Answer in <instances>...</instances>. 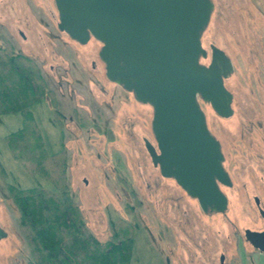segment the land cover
Here are the masks:
<instances>
[{
	"label": "rangeland",
	"instance_id": "rangeland-1",
	"mask_svg": "<svg viewBox=\"0 0 264 264\" xmlns=\"http://www.w3.org/2000/svg\"><path fill=\"white\" fill-rule=\"evenodd\" d=\"M212 2L201 41L208 53L214 44L232 61L224 83L233 114L220 117L199 102L232 181L221 185L224 213L203 212L153 166L144 145V138L155 145L152 108L107 79L98 40L80 44L60 31L54 0H0V45L31 58L53 91L31 107L45 149L64 152L69 194L92 235L106 241L118 218L133 225L130 264H220L221 255L222 264H264V253L244 238L245 229L264 227L255 203L264 210V0ZM21 126V113L0 115V226L7 232L0 264L30 259L8 184L52 188L9 152L5 137Z\"/></svg>",
	"mask_w": 264,
	"mask_h": 264
},
{
	"label": "water",
	"instance_id": "water-1",
	"mask_svg": "<svg viewBox=\"0 0 264 264\" xmlns=\"http://www.w3.org/2000/svg\"><path fill=\"white\" fill-rule=\"evenodd\" d=\"M57 28L85 44L101 43L105 76L152 108L155 145L144 138L153 166L172 178L205 213H224L228 197L221 185L232 181L220 141L207 125L199 100L220 117L233 114V94L225 79L233 64L225 51L201 37L212 0H54ZM209 57L207 64L201 59ZM255 203L264 224V210ZM7 232L0 226V240ZM245 240L264 253L262 230H244ZM223 256L220 257L222 263Z\"/></svg>",
	"mask_w": 264,
	"mask_h": 264
},
{
	"label": "trees",
	"instance_id": "trees-1",
	"mask_svg": "<svg viewBox=\"0 0 264 264\" xmlns=\"http://www.w3.org/2000/svg\"><path fill=\"white\" fill-rule=\"evenodd\" d=\"M45 83L31 58L14 52L7 42L0 45V115L22 114L21 128L5 137L7 147L29 168L28 172L52 185L51 189L41 185L22 189L8 184L19 212L17 225L30 249L26 264H130L133 225L118 218L106 241L92 235L69 194L64 152L49 154L45 149L31 110L34 104L53 95ZM33 163L35 167H31ZM45 163H49V171L41 166Z\"/></svg>",
	"mask_w": 264,
	"mask_h": 264
},
{
	"label": "flooded vegetation",
	"instance_id": "flooded-vegetation-1",
	"mask_svg": "<svg viewBox=\"0 0 264 264\" xmlns=\"http://www.w3.org/2000/svg\"><path fill=\"white\" fill-rule=\"evenodd\" d=\"M100 60H101V59H100ZM222 256H223V255H221L220 257H222ZM223 257H224V256H223ZM222 263H223V261H222ZM222 263H221V261H220V264H222Z\"/></svg>",
	"mask_w": 264,
	"mask_h": 264
}]
</instances>
